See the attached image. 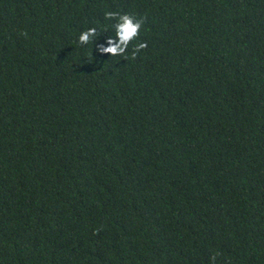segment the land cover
<instances>
[{
  "label": "trees",
  "instance_id": "16d2710c",
  "mask_svg": "<svg viewBox=\"0 0 264 264\" xmlns=\"http://www.w3.org/2000/svg\"><path fill=\"white\" fill-rule=\"evenodd\" d=\"M0 264H264V0H0Z\"/></svg>",
  "mask_w": 264,
  "mask_h": 264
},
{
  "label": "clouds",
  "instance_id": "9594fccd",
  "mask_svg": "<svg viewBox=\"0 0 264 264\" xmlns=\"http://www.w3.org/2000/svg\"><path fill=\"white\" fill-rule=\"evenodd\" d=\"M124 23L122 25L119 26L118 28V36L120 37L121 40V44L124 47H120V46H112V47H108V48H104L102 49V52L105 53H112L113 55H120L123 54L125 51V47L127 46V44L129 43V41L135 37L136 35H138V30L141 27L139 24H132L131 22V18L128 16L123 17ZM94 34V30L93 33ZM80 40L82 42H87L89 40V34L88 33H84L80 36ZM109 43L113 44V40L109 39ZM146 45H141V47H145Z\"/></svg>",
  "mask_w": 264,
  "mask_h": 264
}]
</instances>
